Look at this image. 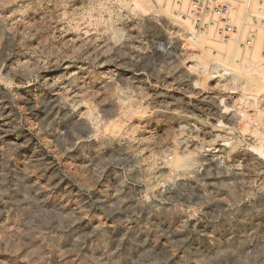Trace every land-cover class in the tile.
Instances as JSON below:
<instances>
[{"label":"rangeland","instance_id":"1","mask_svg":"<svg viewBox=\"0 0 264 264\" xmlns=\"http://www.w3.org/2000/svg\"><path fill=\"white\" fill-rule=\"evenodd\" d=\"M245 1L214 0L226 42L195 27L218 22L207 0H0V264H264L242 151L200 149L223 101L263 111L264 0Z\"/></svg>","mask_w":264,"mask_h":264},{"label":"built area","instance_id":"2","mask_svg":"<svg viewBox=\"0 0 264 264\" xmlns=\"http://www.w3.org/2000/svg\"><path fill=\"white\" fill-rule=\"evenodd\" d=\"M207 1V6L206 4L205 6H203L199 3L194 4L193 8H200L202 10V13H204L210 19V11L208 10L209 6H211L212 14L216 16L218 22H212L211 19L209 21H197L195 27L206 32V30L209 28H212L214 31L215 27L219 26L220 28H223V32L226 31L227 36L223 35L221 31H217V33L222 35V37L224 36L227 39V42L230 39V34L232 33V24H234L232 23V19L230 18L231 13L227 8L223 7L225 5L217 2L219 5H221L217 7L223 8V10L221 11L222 13H229V18L219 19L218 15L216 14L217 12L213 11L214 0ZM250 1L252 2V0ZM249 5H251V3H249V0L245 1V8H247ZM225 22L226 24H224ZM224 25L225 31L223 27ZM247 38L251 45L253 44L254 39H256L255 37L251 38L250 36H247ZM246 41L247 40H245V42ZM250 46H248L246 49H249ZM243 47L245 46L243 45ZM262 66L264 68V63L262 64ZM261 91L262 90H260L258 98L256 99L259 102H264V96ZM223 102L221 106L224 110L220 111V113L217 115L219 118H221L218 124L222 125V130L219 131L218 134L215 132V134L212 133L205 144H200L201 152H203L205 160H209L211 162H219L225 165L229 163V157L232 152L241 150L243 153V161L245 164L243 174L237 175L235 177V180L238 181L236 182V184H238L237 186H239L240 189L243 190V193L247 199H258L264 207V136H259L262 132H264V121L262 122L261 119V115L264 114V105L262 106L263 111L261 112L247 110L245 108H242L241 105H232L228 107L223 105ZM225 108H227L228 110ZM247 116H249L250 119H248ZM243 123L247 125L251 133L243 134L241 132L240 127ZM188 132L190 133L189 136L186 135L180 137L183 142L186 141L185 145L181 144V148H184V151L187 150V148H199L198 140H196V137H192V135L197 134V131H192V129L189 128ZM167 159L168 161H170L172 160V157H167ZM253 163H255L254 165H256L255 174L246 173L247 167ZM199 165L200 164H197L194 167L197 168V166ZM238 166H240V164L235 165L236 171H238Z\"/></svg>","mask_w":264,"mask_h":264},{"label":"bare ground","instance_id":"3","mask_svg":"<svg viewBox=\"0 0 264 264\" xmlns=\"http://www.w3.org/2000/svg\"><path fill=\"white\" fill-rule=\"evenodd\" d=\"M65 65H66V64H65ZM129 115H131V114H129ZM88 117H89V116H88ZM85 119H86V121H90L88 118H85ZM86 121H85V122H86ZM90 124H91V123H90ZM181 142H182V141H181ZM182 143H183V142H182ZM182 143H181V144H182ZM172 163H174V162H172ZM165 164H171V163L166 159Z\"/></svg>","mask_w":264,"mask_h":264}]
</instances>
